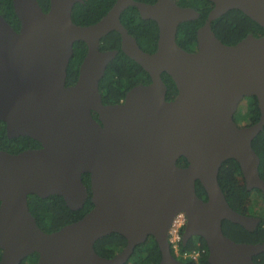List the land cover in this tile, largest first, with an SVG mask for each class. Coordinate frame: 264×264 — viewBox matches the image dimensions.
I'll return each mask as SVG.
<instances>
[{"label":"water","instance_id":"1","mask_svg":"<svg viewBox=\"0 0 264 264\" xmlns=\"http://www.w3.org/2000/svg\"><path fill=\"white\" fill-rule=\"evenodd\" d=\"M210 1L193 51L177 44L176 32L199 12L175 0H116L86 26L71 17L82 0H49L47 11L37 0H12L19 30L0 14V120L8 138L26 135L40 143L18 153L0 149V264H20L33 252L37 264H126L148 236L160 249L159 264H184L167 241L179 210L187 216L183 245L202 237L209 264H257L253 257L264 251V243L237 242L224 234L222 223L253 231L260 218L229 205L218 173L225 160L234 159L247 189L264 192L252 146L264 127V33L228 45L217 38L211 21L238 9L264 28V0ZM128 6L157 23L154 52L142 50L121 23ZM111 31L119 33L120 49L151 81L131 87L118 103L104 104L99 83L118 50L99 45ZM76 41L86 44V52L75 83L66 85ZM162 72L177 88L171 100ZM251 95L259 120L239 126L234 113ZM181 156L187 165L177 164ZM84 173L92 208L59 230L44 232L29 210L28 195H60L69 208L80 209L88 196ZM196 181L206 199L197 195ZM111 233L121 234L126 244L112 257L100 256L94 243Z\"/></svg>","mask_w":264,"mask_h":264},{"label":"trees","instance_id":"2","mask_svg":"<svg viewBox=\"0 0 264 264\" xmlns=\"http://www.w3.org/2000/svg\"><path fill=\"white\" fill-rule=\"evenodd\" d=\"M44 11L49 8V0H37ZM116 0H82L73 5L71 17L75 24L86 26L100 20L112 8ZM144 2H155V0H136ZM179 6L191 7L199 12L196 19L181 22L176 32V42L187 51L196 48V31L205 22L209 11L213 7L210 0H175ZM0 14L19 30L20 22L15 14L12 0H0ZM121 23L127 31L135 38L139 47L146 52H154L158 39V26L152 19H144L140 16L138 9L131 6L124 10L120 16ZM212 29L223 43L236 44L248 34L261 36L264 28L245 15L238 9H232L218 18L211 21ZM100 50L117 49L116 56L109 62L106 72L99 83V90L104 104L118 103L124 99L126 92L133 86L143 83L148 84L151 78L144 68L135 60L127 56L120 49V35L117 31H111L101 38ZM86 52V44L76 41L73 45V55L67 67L66 85L75 83L78 75V68ZM161 78L167 86L166 99L171 100L177 94V88L173 79L166 72L161 73ZM97 118V114H93ZM260 110L255 95L245 96L234 113V121L239 126L251 125L259 120ZM40 143L29 136H18L8 138L5 124L0 120V149L10 153H18L28 148H37ZM252 146L259 156L260 163L258 171L264 179V127L253 139ZM181 166L187 165L185 157L177 160ZM86 185L88 196L80 209L69 208L62 196L49 195L40 197L36 194L28 195V207L35 217L37 225L44 232H54L62 226L80 219L93 204L90 200L91 190L89 173L82 175ZM218 182L229 205L239 213L259 216L260 222L256 229L249 231L241 225L224 220L222 229L225 235L237 242L264 243V192L260 189H247L238 162L234 159L225 160L218 173ZM196 193L205 197V191L199 181H196ZM206 198V197H205ZM200 242H198V240ZM199 247L205 250L198 260L185 259L184 264H209L207 261L208 249L204 239L194 236L181 245L182 250H190L198 243ZM126 244V239L119 233H111L99 238L94 243L95 251L103 257H112L119 252ZM1 257V249H0ZM161 259L160 249L153 236H148L145 242L137 245L126 264H159ZM253 261L257 264H264V251L255 255ZM38 253L33 252L24 258L20 264H37Z\"/></svg>","mask_w":264,"mask_h":264},{"label":"built area","instance_id":"3","mask_svg":"<svg viewBox=\"0 0 264 264\" xmlns=\"http://www.w3.org/2000/svg\"><path fill=\"white\" fill-rule=\"evenodd\" d=\"M187 222L186 213L182 210L177 211L168 227L167 231V241L171 253L178 259H193L198 260L201 258L202 253H205V250L200 248L199 243L190 250H182L181 245L183 243V232Z\"/></svg>","mask_w":264,"mask_h":264},{"label":"flooded vegetation","instance_id":"4","mask_svg":"<svg viewBox=\"0 0 264 264\" xmlns=\"http://www.w3.org/2000/svg\"><path fill=\"white\" fill-rule=\"evenodd\" d=\"M142 2H144V1H142ZM155 2H156V0H155ZM155 2H144V3H147V4H153V3H155ZM176 2V1H175ZM131 6H128L127 8H125V10H128L129 8H130ZM111 9V8H110ZM124 12V11H123ZM121 16V15H120ZM145 19V18H144ZM110 33V32H109ZM110 50H113V49H110ZM117 50V49H116ZM95 112H93V114H94ZM96 114V113H95ZM206 197V196H205ZM205 197H201L202 199H206ZM196 239L198 240V238L196 237ZM198 242H200L199 240H198ZM124 248V247H123ZM122 248V249H123Z\"/></svg>","mask_w":264,"mask_h":264},{"label":"clouds","instance_id":"5","mask_svg":"<svg viewBox=\"0 0 264 264\" xmlns=\"http://www.w3.org/2000/svg\"><path fill=\"white\" fill-rule=\"evenodd\" d=\"M120 252V251H119ZM178 259V258H177ZM180 261H182L183 262V260L182 259H179Z\"/></svg>","mask_w":264,"mask_h":264},{"label":"rangeland","instance_id":"6","mask_svg":"<svg viewBox=\"0 0 264 264\" xmlns=\"http://www.w3.org/2000/svg\"><path fill=\"white\" fill-rule=\"evenodd\" d=\"M257 217H259V216H257ZM194 237V236H193ZM192 238V237H191ZM122 250V249H121ZM129 261V260H128Z\"/></svg>","mask_w":264,"mask_h":264},{"label":"bare ground","instance_id":"7","mask_svg":"<svg viewBox=\"0 0 264 264\" xmlns=\"http://www.w3.org/2000/svg\"><path fill=\"white\" fill-rule=\"evenodd\" d=\"M106 72V71H105ZM83 207V206H82Z\"/></svg>","mask_w":264,"mask_h":264}]
</instances>
